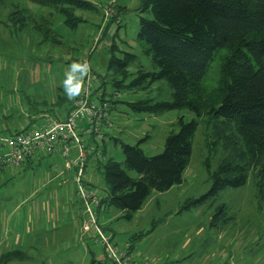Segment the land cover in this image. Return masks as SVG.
I'll return each mask as SVG.
<instances>
[{"label": "rangeland", "instance_id": "374dc122", "mask_svg": "<svg viewBox=\"0 0 264 264\" xmlns=\"http://www.w3.org/2000/svg\"><path fill=\"white\" fill-rule=\"evenodd\" d=\"M85 1L93 4L95 9L76 11L75 15L83 22L74 30L64 26L61 15L27 0L2 1L1 22L6 21L14 6L26 8L52 22L51 27L56 33L53 36L61 42L59 45L52 42L39 45L42 36L34 24L22 32H15L11 26L0 23V107L18 106L22 109H19V116H30V111L26 110L41 107L42 101L46 102L44 108H49L57 95L66 97L62 86L64 73L73 61H86L91 72L106 75L107 97L116 91L119 95L110 112L113 128L103 142L96 141L98 153L103 151L104 157L102 152L100 156L89 158L85 174V180L90 181L97 198L101 199L106 196L107 187L102 169L97 168V159L104 162L112 158L122 164L118 142L139 145L145 156H156L162 153L165 138L178 132V119L190 122L196 120V116L187 110L154 115L138 113L128 107L127 103L144 99H151L152 103L170 99L171 91L164 81L151 86L143 84L142 89L127 86L138 70L156 71L150 56L145 53L146 46L137 40L140 17L149 18L150 15L138 11L139 0ZM111 17L114 22L109 24ZM112 47L115 49L111 50ZM125 52L135 55L136 60L127 68L131 75L129 79L122 88L116 89L111 84L114 72L108 64L112 53L121 59ZM218 76V61L214 60L203 82L207 91L216 86ZM115 78L120 79L119 76ZM206 130L205 122H200L180 185L165 193L152 192L132 221L121 218L122 213L113 207L106 213L101 212L100 221H104L105 216L109 219L106 223L109 231L104 234L114 235L112 241L120 252H125V244H133L135 254L141 256L137 259L129 253L136 262L264 264V201L259 206L251 174L243 187L225 189L198 206L186 207L188 200L198 199L208 192L207 161L213 171L220 157L219 153L209 154ZM1 132L5 133V130ZM75 154L71 151L73 157ZM47 167L48 163L25 171L0 167V256L13 251L26 255L25 260L9 264H92L93 261L102 264L105 255L94 234L98 228L97 214L92 211L94 222L90 224L93 229L85 231L82 223L83 233L91 231L82 240L80 234L72 230V221L74 217L75 221L83 217L86 205L82 208L70 180L64 185L55 181L42 182L41 178L53 177L48 175ZM64 172L69 177L70 172ZM127 173L136 177L132 171ZM136 235L142 236L137 239ZM87 247L89 252L84 253Z\"/></svg>", "mask_w": 264, "mask_h": 264}, {"label": "trees", "instance_id": "16d2710c", "mask_svg": "<svg viewBox=\"0 0 264 264\" xmlns=\"http://www.w3.org/2000/svg\"><path fill=\"white\" fill-rule=\"evenodd\" d=\"M27 1L61 15L64 26L70 30L83 22L75 15L76 11L95 9L85 0ZM138 11L150 15L149 18L140 17L137 40L146 46L145 53L150 56L156 71L138 70L127 86L142 89L143 84L151 86L164 81L171 93L168 101L152 103L151 99H144L127 103L128 107L138 113L154 115L187 110L194 113L196 120L184 122L179 118L178 132L165 138L163 151L156 156H145L139 145L118 142L123 155L122 164L112 158L104 162L97 159V168L102 169L107 194L103 199L98 198L93 212L97 214L102 206L113 207L123 214V219L130 221L152 192L165 193L180 185L191 159L192 142L200 122H205L207 128L205 141L209 154L219 153L220 157L213 171H210L207 161L208 192L198 199L188 200L186 207L198 206L225 189L243 187L249 174L254 178L255 197L260 206L264 201V0H139ZM112 19L109 24L114 22ZM0 23L11 26L15 32H22L28 25L34 24L42 36L39 45L45 42L59 45L61 42L54 37L56 33L51 27L52 22L26 8L14 6L6 21ZM135 60V55L127 52L121 59L112 53L108 68L115 77H120L112 79L113 87L119 89L124 86L131 76L127 68ZM214 60L218 61L219 76L216 86L207 91L203 82ZM106 80L107 76L103 75L95 89L102 91L103 97H107ZM76 98L69 100L57 95L49 108H44L46 102L42 101L41 107L27 110L36 116L33 126L13 134L38 126L44 117L64 120ZM117 100L108 101L111 110ZM9 113L2 116L3 120L20 115L18 109ZM6 134L13 135L10 132ZM105 135L100 140L94 137L85 140L86 148L93 149L87 158L97 156L96 141L103 142ZM102 152L99 154L102 155ZM72 169L76 174V168ZM127 171L134 172L136 177L132 178ZM81 182L86 189L93 190L84 181L83 175ZM87 221L86 216L84 223ZM97 226L104 234L98 223ZM104 236L114 244L107 235ZM141 236L136 235L135 238ZM25 259L23 252L13 251L1 255L0 264ZM103 264H109L106 258Z\"/></svg>", "mask_w": 264, "mask_h": 264}, {"label": "built area", "instance_id": "2783aa9c", "mask_svg": "<svg viewBox=\"0 0 264 264\" xmlns=\"http://www.w3.org/2000/svg\"><path fill=\"white\" fill-rule=\"evenodd\" d=\"M102 77L89 72L80 95L64 120L44 117L38 126L13 135H0V149L5 150L0 156V167L24 164L41 153L47 156L58 154L67 170L76 168L74 181L77 195L86 205L85 214L88 218L84 223L85 231L94 222L92 209L98 205L95 192L86 189L81 182L86 159L93 153L92 148H86L85 140L90 137L100 140L106 131L113 128L108 101L119 98L118 92L103 97L102 91H95ZM72 147L77 149L75 157L71 155ZM95 233L109 264H149L138 263L126 252H120L99 228L95 229Z\"/></svg>", "mask_w": 264, "mask_h": 264}, {"label": "crops", "instance_id": "0c3cea01", "mask_svg": "<svg viewBox=\"0 0 264 264\" xmlns=\"http://www.w3.org/2000/svg\"><path fill=\"white\" fill-rule=\"evenodd\" d=\"M14 109H21L19 108L18 106H16L15 108L13 106H11L10 108H7V109H3L0 107V112H2V116L5 115L6 111H8V113L10 112V110H14ZM114 109V105H112V110ZM22 110V109H21ZM27 111V110H26ZM11 113H9L10 115ZM8 115V114H7ZM22 116V117H21ZM16 116V119L14 117H12L11 120L9 121H4L3 118L1 120L0 118V124L3 123L1 126L2 129H0V131H4L5 130V133L1 132L0 135H4L6 134L7 132H15V131H20V130H23L25 129L26 127L28 126H31L32 125V122L35 121L36 119V116H32V115H28V116ZM65 116V115H64ZM7 122V123H6ZM17 122V123H16ZM33 126V125H32ZM112 130V129H111ZM111 130H108V131H104L106 133V135L104 136V138L106 136H109L111 135ZM7 131V132H6ZM91 145V144H90ZM91 147V146H89ZM71 151H75V155L74 157L77 155V149L75 147L72 148ZM5 152L4 149H0V156ZM97 155L100 156V154L98 153ZM89 157V156H88ZM88 159L87 158V161L86 163L88 162ZM41 163H48V169L47 170V173L48 175H53V177L50 179L49 177L47 178H41L42 182H47V183H50L52 181H55V183H58L60 185H64V184H67L68 180H70L71 183H73L75 185V193H76V184L74 182V170L73 169H70V170H67L64 166L63 168V161L61 159V157L58 155V154H53V155H50V156H47V155H36L33 159H31L28 163L26 164H23L22 166H10V167H15V168H18V169H21L22 171H25V170H28L30 169L32 166H39V164ZM87 165V164H86ZM86 165L84 167V174H83V179L84 181L91 187L92 185L90 184V181L88 180H85V174H86ZM8 169V168H7ZM42 169V168H41ZM6 169H4L3 171H5ZM46 170H44V172H46ZM65 171H69V177L68 175H66V173L64 172ZM2 171V172H3ZM72 174V175H71ZM61 187V186H60ZM59 188V187H58ZM77 196V195H76ZM106 197V196H105ZM103 197V198H105ZM101 198V199H103ZM81 202V206L83 208V202L82 200L80 201ZM85 209L83 208V217L81 218H78L76 221H75V217L73 218V221H72V230L74 231L75 234H80V236L82 237V240H84V237H87L89 235L90 232H87V233H83L82 232V223L86 220V216H85ZM109 210L108 207H105V206H102L97 212V221H98V224L100 225V227L102 228V230L106 233V231H109L108 228H107V222H109V219L105 216L104 217V221H100V215H101V212L104 211V213H106V211ZM82 211V210H81ZM123 214H121V218H122ZM46 218V217H45ZM133 218V217H132ZM132 218L130 221H132ZM111 236H108L111 240H113V237L114 235L113 234H109ZM137 239H140L139 237ZM113 242V241H112ZM129 249V250H127ZM88 251L89 252V249L88 247L86 248V250L84 251V253ZM125 252H127L128 254L130 253L131 256L133 258H137V259H141V258H138V257H141L139 256L138 254H135L134 252V247H133V244H125V248L124 250ZM104 261H105V257H104ZM103 261V263H104ZM94 262V261H93ZM95 263V262H94ZM102 263V264H103ZM164 264H168V262H165Z\"/></svg>", "mask_w": 264, "mask_h": 264}, {"label": "clouds", "instance_id": "9594fccd", "mask_svg": "<svg viewBox=\"0 0 264 264\" xmlns=\"http://www.w3.org/2000/svg\"><path fill=\"white\" fill-rule=\"evenodd\" d=\"M89 72L90 65L86 61H73L67 66L62 85L67 99L73 100L80 95Z\"/></svg>", "mask_w": 264, "mask_h": 264}]
</instances>
